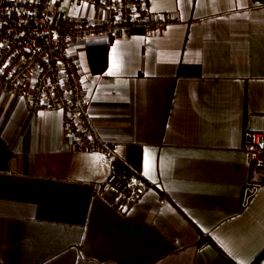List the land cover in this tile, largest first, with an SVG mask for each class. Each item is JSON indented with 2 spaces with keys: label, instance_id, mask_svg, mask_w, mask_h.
Listing matches in <instances>:
<instances>
[{
  "label": "crops",
  "instance_id": "0c3cea01",
  "mask_svg": "<svg viewBox=\"0 0 264 264\" xmlns=\"http://www.w3.org/2000/svg\"><path fill=\"white\" fill-rule=\"evenodd\" d=\"M147 1L179 21L70 42L96 131L136 173L122 203L102 153L64 145L60 111L0 88V264H264V171L244 151L264 131V0Z\"/></svg>",
  "mask_w": 264,
  "mask_h": 264
},
{
  "label": "built area",
  "instance_id": "2783aa9c",
  "mask_svg": "<svg viewBox=\"0 0 264 264\" xmlns=\"http://www.w3.org/2000/svg\"><path fill=\"white\" fill-rule=\"evenodd\" d=\"M72 1L88 3L105 15H65L62 0H0V88L22 97L31 114L60 111L64 145L73 150L102 153L111 165L105 184L118 193L122 203L137 191L136 173L117 168L115 147L96 131L85 78L70 50V42L76 38L122 39L134 30L159 32L179 18L152 13L147 0ZM261 143L264 131H245L246 160L264 171Z\"/></svg>",
  "mask_w": 264,
  "mask_h": 264
},
{
  "label": "snow or ice",
  "instance_id": "6c2138e0",
  "mask_svg": "<svg viewBox=\"0 0 264 264\" xmlns=\"http://www.w3.org/2000/svg\"><path fill=\"white\" fill-rule=\"evenodd\" d=\"M30 2H31V0H30ZM101 2H103V0H101ZM185 2L186 3H191L192 2V0H185ZM228 2L229 3H231V0H228ZM236 2H237V6H242L241 4H240V0H236ZM133 11H135V9H133ZM28 15H33V13H28ZM133 18H135V17H133ZM181 18H182V16H181ZM117 19H120V17H117ZM20 35H23V33H20ZM117 44H119L120 42L119 41H117L116 42ZM0 47H3V45H0ZM25 51H29L28 49H25ZM4 67H7V65L5 64L4 65ZM0 71H3V69H0ZM13 71H15V69L13 70ZM109 74H111V69H110V71H109ZM9 75H11V73H9ZM41 103H43V101H41ZM40 115H44V113H40ZM260 147L261 148H264V143H261L260 144ZM147 163H145V172L143 173V175H145L146 177L149 175V172L147 171ZM135 183V182H134ZM153 183H155V181H153Z\"/></svg>",
  "mask_w": 264,
  "mask_h": 264
}]
</instances>
